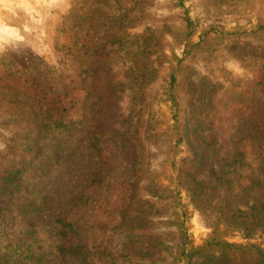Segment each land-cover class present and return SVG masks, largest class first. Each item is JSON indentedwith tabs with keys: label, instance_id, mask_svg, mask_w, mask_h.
Here are the masks:
<instances>
[{
	"label": "rangeland",
	"instance_id": "374dc122",
	"mask_svg": "<svg viewBox=\"0 0 264 264\" xmlns=\"http://www.w3.org/2000/svg\"><path fill=\"white\" fill-rule=\"evenodd\" d=\"M30 85L59 95L63 127L35 116ZM255 105L264 0H0V176L22 167L0 194V264H79L62 243L91 264H205L211 239L264 248V230L217 223L228 193L207 172L200 211L175 170L217 125L255 133ZM62 216L80 232L62 239Z\"/></svg>",
	"mask_w": 264,
	"mask_h": 264
},
{
	"label": "trees",
	"instance_id": "16d2710c",
	"mask_svg": "<svg viewBox=\"0 0 264 264\" xmlns=\"http://www.w3.org/2000/svg\"><path fill=\"white\" fill-rule=\"evenodd\" d=\"M189 27L190 23L187 22V28ZM172 81L174 82V78ZM21 88L35 90L34 100L39 106V113L35 112V116L43 114L55 127L64 126L66 116H63L62 112L65 108H62L56 92L50 89L45 91V86L43 91L38 86L32 85ZM49 91L52 92L51 95ZM169 95L174 106L173 93ZM103 98L108 97L103 95ZM249 112L251 117L248 119L255 133H248L234 140L238 127H233L234 129L228 133L223 125H217L220 131L210 134L207 139L199 135L194 137L190 144L189 155L178 159L175 170L180 182L178 186L185 189L200 211L213 202L207 193L204 181L197 178L201 170L207 172L208 176L214 180L216 188L221 187L228 193L225 206L218 207L220 211L217 215V223H231L240 232L253 234L264 230V106L255 105ZM173 118L175 121L178 120L176 112ZM71 124H73L72 121H69L66 125ZM183 136L186 138V133ZM98 143L99 141L92 137L95 152L103 157L104 154ZM21 173V166L13 165L6 168L0 176V194L4 185L18 179ZM55 223L62 239H65L69 233L80 232L78 221L72 217H58ZM207 244L218 248L216 250L219 254L211 251L206 255L205 264H264V248L259 246L228 244L218 239L208 240ZM58 253L62 260L77 259L79 264L92 263L90 252L82 249L80 245L72 246L62 243Z\"/></svg>",
	"mask_w": 264,
	"mask_h": 264
}]
</instances>
